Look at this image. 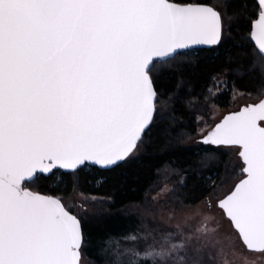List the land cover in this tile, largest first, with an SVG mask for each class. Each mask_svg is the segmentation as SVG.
Listing matches in <instances>:
<instances>
[{"label": "snow or ice", "instance_id": "6c2138e0", "mask_svg": "<svg viewBox=\"0 0 264 264\" xmlns=\"http://www.w3.org/2000/svg\"><path fill=\"white\" fill-rule=\"evenodd\" d=\"M154 135L197 169L158 164L138 215L98 238L100 264H256L264 0H0V264H82L88 208L107 201L40 182L120 172ZM209 162L220 170L193 201L185 189Z\"/></svg>", "mask_w": 264, "mask_h": 264}, {"label": "trees", "instance_id": "16d2710c", "mask_svg": "<svg viewBox=\"0 0 264 264\" xmlns=\"http://www.w3.org/2000/svg\"><path fill=\"white\" fill-rule=\"evenodd\" d=\"M233 5L239 0H230ZM215 64L199 65L186 69L185 76L196 74V78H206L211 73ZM174 80L165 82V87H172ZM242 88L253 87L251 79L240 81ZM228 101V98H225ZM233 104L227 103L225 109ZM233 160V157H226ZM162 161H172L178 167L187 169L189 176H194V169L199 164L198 158L192 153L181 151L178 147H167L163 136H155L149 144L147 154H142L138 159L130 163L125 169L117 173H82L78 178L64 175L52 177L50 180H42L41 188L50 191L56 188L71 189L75 184L73 193L76 199H104L107 203L96 207L89 206V214L85 216L84 230L89 237V245L83 254L85 264H100V257L96 254V242L98 238L107 233H119L127 227V217H136L134 206L142 202L145 189L149 185L156 166ZM235 162V161H233ZM220 170L219 162H209L208 170L201 177L191 180L185 189V196L196 201L209 191L213 174ZM239 171V169H237ZM144 225L148 228L156 227L151 217L144 219Z\"/></svg>", "mask_w": 264, "mask_h": 264}, {"label": "rangeland", "instance_id": "374dc122", "mask_svg": "<svg viewBox=\"0 0 264 264\" xmlns=\"http://www.w3.org/2000/svg\"><path fill=\"white\" fill-rule=\"evenodd\" d=\"M238 102H239V103H243V100L238 101ZM234 108H235V105L233 104V106H232L231 108L225 109V111H227V110H232V109H234ZM233 161H235L234 156H233ZM76 200H77V201H80V200H83V198L79 196L78 199H76ZM88 210H89V209H88ZM160 215H162V213H157V216H160ZM217 216H219V213H217ZM255 260H256V264H264V257H256ZM82 264H85V263H84V260H83Z\"/></svg>", "mask_w": 264, "mask_h": 264}, {"label": "water", "instance_id": "95a60500", "mask_svg": "<svg viewBox=\"0 0 264 264\" xmlns=\"http://www.w3.org/2000/svg\"><path fill=\"white\" fill-rule=\"evenodd\" d=\"M82 262H83V256H82Z\"/></svg>", "mask_w": 264, "mask_h": 264}]
</instances>
